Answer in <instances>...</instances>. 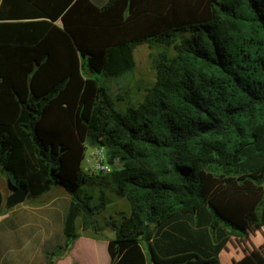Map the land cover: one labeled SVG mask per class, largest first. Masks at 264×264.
<instances>
[{"label": "trees", "instance_id": "obj_1", "mask_svg": "<svg viewBox=\"0 0 264 264\" xmlns=\"http://www.w3.org/2000/svg\"><path fill=\"white\" fill-rule=\"evenodd\" d=\"M141 44L163 48L155 83L116 108L109 81L134 71ZM87 148L119 167L89 172ZM0 173L27 200L70 199L45 264L78 221L105 230L107 199L92 205L86 183L130 206L108 223L110 264H221L232 238L264 226V0H0ZM236 264H264V250Z\"/></svg>", "mask_w": 264, "mask_h": 264}, {"label": "rangeland", "instance_id": "obj_2", "mask_svg": "<svg viewBox=\"0 0 264 264\" xmlns=\"http://www.w3.org/2000/svg\"><path fill=\"white\" fill-rule=\"evenodd\" d=\"M162 49L156 47L149 48L146 44L138 45L134 49V71L131 74L124 75L123 78L109 81L116 108L125 109L130 106H137L143 101L147 89L151 88L155 83V70L153 69L151 55L157 54ZM167 51L172 53L171 48ZM83 73L85 77L90 76L85 70ZM91 77L97 79L100 83H104L101 77L96 74L91 75ZM82 166L92 171V158L89 148L85 152ZM118 167L117 163H113L110 168L114 169ZM11 180L13 182L12 185H14L12 178ZM8 184L7 175L0 173V190L4 197L10 192V184ZM52 194L54 195V193ZM80 194L89 195L92 205L99 202L101 194L105 195L108 202L106 208L96 217L99 225L103 226L105 230L102 234L95 236L91 230L83 231L78 221L77 231L79 235L68 254L58 260L57 264H110L107 253V241L113 238L114 233L110 226H108V223H120L123 217L129 215L130 206L125 199L116 196L109 189L92 183L82 185ZM62 243V234L61 238L60 236L53 235L45 244V250L52 251L56 245H61ZM260 249L264 250V226L259 231L251 230L249 236L245 239L232 238L228 242L226 249L222 252L221 264H236L250 256L252 252ZM42 261L40 259L39 264H43Z\"/></svg>", "mask_w": 264, "mask_h": 264}, {"label": "crops", "instance_id": "obj_3", "mask_svg": "<svg viewBox=\"0 0 264 264\" xmlns=\"http://www.w3.org/2000/svg\"><path fill=\"white\" fill-rule=\"evenodd\" d=\"M9 194L3 196L5 201ZM69 201L65 192L53 189L18 206L4 205L0 212V264H39L40 259L45 264L47 241L53 235L61 238L62 234L63 239V217Z\"/></svg>", "mask_w": 264, "mask_h": 264}, {"label": "water", "instance_id": "obj_4", "mask_svg": "<svg viewBox=\"0 0 264 264\" xmlns=\"http://www.w3.org/2000/svg\"><path fill=\"white\" fill-rule=\"evenodd\" d=\"M12 186L13 189L5 201L6 207H14L23 204L28 195V188L26 186H21V185H12Z\"/></svg>", "mask_w": 264, "mask_h": 264}, {"label": "built area", "instance_id": "obj_5", "mask_svg": "<svg viewBox=\"0 0 264 264\" xmlns=\"http://www.w3.org/2000/svg\"><path fill=\"white\" fill-rule=\"evenodd\" d=\"M90 156L92 158V171L101 173L108 172L110 170V167L106 162L105 152L103 151V149H90Z\"/></svg>", "mask_w": 264, "mask_h": 264}]
</instances>
